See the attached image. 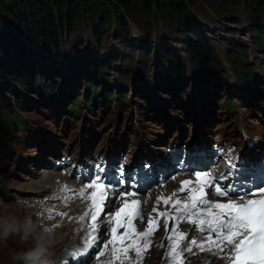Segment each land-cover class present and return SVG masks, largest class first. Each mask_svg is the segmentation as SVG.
I'll list each match as a JSON object with an SVG mask.
<instances>
[{
  "label": "rangeland",
  "instance_id": "374dc122",
  "mask_svg": "<svg viewBox=\"0 0 264 264\" xmlns=\"http://www.w3.org/2000/svg\"><path fill=\"white\" fill-rule=\"evenodd\" d=\"M68 1V0H66ZM82 1L85 0H78V2L81 4ZM89 1V5L87 3H82L83 8V15L82 17L81 13H76L75 21L73 29L70 31H64L63 35L65 34L67 36V39L64 40L67 45V49L70 48V45L74 44L73 47L78 48L79 50L82 49V47H86L88 52L87 55L85 54L84 57V66L85 67H91L96 66L97 64H105L109 65V62L111 65L115 63L116 61L113 60L114 55L117 57L118 53H114V50L110 48L106 52L100 53V50L104 48L106 45V42L102 40L101 45L97 44V49L94 52L90 48L91 44H93V40L95 38L94 34L98 33L101 34L104 38L107 37L104 33H102V29L105 28L107 31L111 29V24L115 18L109 20L108 14H111L112 17H120L121 15L118 14L119 8H117L115 5H117V0H87ZM157 1V6L160 7H153L151 8V3ZM181 2V0H180ZM24 0H2L0 2V81L1 77L5 78L6 75H13L19 72V69H17V66L19 64V61L23 60V57L21 54L23 52H27L28 49H24V46L20 44V36L21 30H18L14 23V16L11 14L8 10H11V7H17L19 11V16L27 15L28 13V5L25 9H22L21 5H25ZM47 3L50 5V11L55 12V4L53 1L49 0ZM94 3H98L94 4ZM169 0H149L147 4H142L139 0H133L131 4V11L128 15H131L130 17H133L136 21V23L139 24L140 29L144 32L143 35H140L136 26L134 27H128V32L133 34L130 40H128L126 37L121 36L118 40L119 42H122V46H119V49L117 51L120 52L119 60H117V67L124 71L125 67H130V70L128 72H125V75L122 76L123 82H135L133 81V75L134 73L137 74V80H141L144 78H141L140 73L138 71V63L134 65L133 58L135 53V46L132 44H137L140 41H142L143 38V45L145 46L148 42V47L150 48V43L152 45V48L150 50L151 55L149 57V64L148 67L145 69V76L149 77V69L155 67L156 74L159 76L161 74H165L169 72V68L167 66V63L161 66V69L158 67V64L156 65V54L159 55L160 51L157 47L156 49V39H151L152 37V29H154L155 22L158 18V15L161 17H164L165 20H163V25L166 27H172L173 25H176L178 22L181 25V29H183L184 32H182L184 35H189V30L187 27L194 22H197L200 24V29L205 30L211 37H213L214 41L209 40V42L212 43L213 47L215 48L216 52H214L216 59L218 60V54L226 56V50L227 45H230L231 43H227L228 40H231L232 36L228 33H222L221 29L228 27V25H232L231 28H229L231 33L235 34L234 36L237 38L243 39L240 45H242L245 50L247 48L252 46V40L248 39V28H247V22L246 20H243V18L247 15L249 11V16L254 17L255 14H259L264 17L262 13V9L259 7V4L256 0H184L183 4H189L191 6L186 7V16L190 14L192 15V11H196L197 15H203L200 18H190V20L185 21V18H187L183 13H179L176 10H174L170 4ZM46 4V2H45ZM68 4V3H67ZM84 5V7H83ZM95 5V6H94ZM105 5V6H104ZM11 6V7H10ZM69 6V4L67 5ZM150 6V8H148ZM262 7V5H261ZM158 9V11L156 10ZM78 16V18H77ZM55 17V16H54ZM203 19L205 23H202L200 19ZM242 18V19H240ZM56 20V18H55ZM69 19L67 18V26L69 28ZM202 24V25H201ZM147 26V27H146ZM185 26V27H182ZM65 27V25H64ZM218 27L220 28L218 30ZM164 28V27H163ZM178 27H174L175 32ZM20 29V28H19ZM70 29V28H69ZM113 30V27H112ZM118 29L115 33L112 35L109 33L108 36H110L111 39H114ZM134 31V32H133ZM59 30H57V33ZM155 32V31H154ZM108 33V32H106ZM160 33V32H159ZM150 34V35H149ZM184 35L179 36V39L181 42L183 41ZM174 31L172 33H169L168 37H164L165 39H173L174 37ZM246 36V37H245ZM149 37V39H148ZM31 40L28 41H35V43L30 44V47L35 51L34 54L36 55H28L29 57L25 60L26 63L33 66L32 68V74H38L37 76L32 77L34 80L33 86L35 87L33 90L26 91L24 89H21L19 87V84L16 86L17 79L16 77H12V79H8V87L6 92V95L10 97V104L12 107L17 110L18 118L24 122L27 125V128L29 131H20V128L13 127V134L9 135V147L3 148V151L0 148V173H2L5 176L13 175L15 173H18L16 166L23 162V161H30L32 159H35L38 154V147L41 146V143L38 140V137L36 136L37 130L44 131L46 133H49L52 136L57 137L59 140L62 141V143L65 146H68L67 152L69 153V156H74L77 152H79L82 149V146L85 144L84 136H88L90 141L89 145V151L99 152L106 149V146L108 144V139H106V136L114 139L124 140V144L122 146L121 153H124L123 155L131 157V153H133L137 147V143L142 139V137H146V142L148 144H156L160 143L161 139H164L166 142L168 140H173L171 137L175 138L177 143H181V138L184 139V142H187L189 139H187V136L192 134V131L194 130V122L196 118L197 110L194 109L191 114H188L187 117H185L184 112L186 109L185 107L181 106L178 112L180 114L177 116L179 117V122L177 123L176 118H174L173 115L168 111V109L164 107L155 108V106H150L149 110L156 111V115L147 117L143 114L139 113V110L134 107L135 100L133 97L131 99H128L125 108V112L123 113V117L120 120L119 115L115 113V108L112 106L111 108H107L102 103V100L99 99L97 102V106L102 109L104 116L107 117V120H110V122L107 124L106 127L100 129V122L95 123L93 119H95L94 114H90L88 111H85L83 114L75 115V118L79 121L83 118V116H87L89 119L88 122H86V126L90 123H94L96 126V129H98V133L94 135L89 130H84L82 127L78 125V123H68L65 122L63 125L67 124L69 126L64 127L62 125L61 129V122L59 121V118H63L66 116L64 112V105L62 104L60 108H58V103L60 100H56L57 107L53 109L54 105L53 102L50 103L49 106L42 105L43 103H38V105L30 106L25 109L24 106H20L16 103L14 100V95L16 94V91L18 89H21V91L25 94V97L31 98L33 100H39L41 93H40V86L41 84H47L49 81L54 80V86H62L67 85L68 86V92L72 91V85L70 83H67L68 76L66 73L70 72L71 70L68 68V60L69 63H71V58L69 57L68 60L65 61L63 53L60 61L57 58L58 53L54 49V47L50 46L49 44L45 46V43L40 36H32ZM63 38V37H62ZM61 38V39H62ZM147 39V42H146ZM175 39V38H174ZM38 41V42H36ZM175 41V40H173ZM109 43H111L109 41ZM65 47L64 52L67 51ZM167 47L171 48V46L167 43ZM176 48L178 46H175ZM183 47V45H182ZM42 48V49H41ZM137 49L139 46L136 47ZM184 48V47H183ZM41 50V51H40ZM178 50V49H177ZM174 51V50H173ZM227 51V50H226ZM148 52V50L143 49L141 50L138 55H144ZM176 52V51H174ZM247 52H250L247 50ZM52 53L51 58H48L49 54ZM182 54V52H179ZM17 55V56H15ZM175 59H180L179 54H176ZM184 58L181 55V60L184 61L186 59V56L184 53ZM26 56V55H25ZM244 59L249 60L250 62L254 63L256 60L260 61V58L258 54L255 55H243ZM16 57V58H15ZM138 58V57H137ZM16 59L17 61H14ZM43 59V60H41ZM64 59V63L63 62ZM145 59L147 57L145 56ZM162 59V57H161ZM215 59V60H216ZM41 60V61H40ZM137 60V59H136ZM37 61H40V63H37ZM180 61V60H179ZM49 63V64H48ZM61 63V64H60ZM22 65V64H21ZM80 70L77 72H81L84 75L83 78L80 79L79 83H81L80 87H84V80L86 77H91L92 79H95L97 86H100V90H96L97 92H100L102 89L106 87V82L102 80L98 75L93 74V69L91 68V73L88 72L87 69H84L82 67H79ZM17 69V70H16ZM56 74V77L53 78L52 73ZM40 73V74H39ZM228 77V86H232L234 84V81L232 79V76L230 75L229 70H227ZM112 83H116V76L114 75V72L109 76ZM38 78V79H37ZM146 78V79H147ZM7 79V78H6ZM37 79V81H35ZM15 88V89H14ZM6 89V88H5ZM171 94V92H170ZM187 95L190 94V91L186 92ZM31 95V96H30ZM33 96V97H32ZM55 100V99H54ZM36 103V102H34ZM28 105V104H27ZM34 108H36V111L34 112ZM25 109V110H24ZM127 112H130V116L127 119L126 115ZM74 114L70 113V116ZM263 118L264 122V115L261 116ZM150 121L154 122V125L152 128H150ZM181 123L185 125L184 133L181 136ZM2 126L0 125V139L5 137V133L2 130ZM133 127V128H132ZM222 126H220V123H218L216 126H212L213 128V138H215L218 134L222 135L224 134V128L220 129ZM151 130V131H150ZM178 131L177 134H174V131ZM260 130H263L261 128ZM27 132L32 133L33 142L28 143L27 145L23 144L22 136L26 135ZM131 133H135V135H131ZM163 137V138H162ZM139 139V140H138ZM170 141V142H171ZM56 148L61 147V144L59 142L55 145ZM9 150H12L11 153ZM37 173V172H36ZM0 175V183L6 182L8 185V189L10 192H12V197H19L21 195H25L26 192L29 190H23L15 188L17 183H23L26 184L28 180H31V177L33 176V173H30L29 178H20V180H12L8 179L3 175ZM38 175L39 172H38ZM22 179V180H21ZM24 179V181H23ZM171 181H164L163 183L169 184ZM162 184V183H161ZM160 185V184H159ZM158 185V186H159ZM16 190H12V188ZM156 186L155 188H157ZM154 188V189H155ZM153 189V190H154ZM153 190L150 192L152 198H153ZM2 200H4L2 198ZM49 240L51 239L50 235H47ZM0 254V260L3 258ZM5 258V257H4ZM6 263V258H5ZM1 264V262H0Z\"/></svg>",
  "mask_w": 264,
  "mask_h": 264
},
{
  "label": "snow or ice",
  "instance_id": "6c2138e0",
  "mask_svg": "<svg viewBox=\"0 0 264 264\" xmlns=\"http://www.w3.org/2000/svg\"><path fill=\"white\" fill-rule=\"evenodd\" d=\"M96 169L97 174L79 188L62 185L60 192L70 195L56 197L66 207L75 199L85 203L80 215L45 210L49 219L59 216L82 223L83 244L71 250L72 258L91 250L97 264H145L151 250L160 247L165 249L166 264H209L207 258L199 259L200 253L223 264H264V184L230 182L237 170L233 161L229 160L227 172L193 171L178 181L179 187L157 194L151 211L147 210L151 194L141 199L135 185L126 188L123 168L113 180L102 175L100 165ZM181 224L192 225L195 234L181 230ZM102 229L106 240H101ZM161 229L163 236L157 244Z\"/></svg>",
  "mask_w": 264,
  "mask_h": 264
},
{
  "label": "trees",
  "instance_id": "16d2710c",
  "mask_svg": "<svg viewBox=\"0 0 264 264\" xmlns=\"http://www.w3.org/2000/svg\"><path fill=\"white\" fill-rule=\"evenodd\" d=\"M2 0H0L1 2ZM26 3L24 6L21 5L22 9H25L28 5V13L27 15H23V16H19V11L17 9V7L14 6H10L11 10L9 9L8 11L13 14L14 16V23L15 26L17 27L18 30V34H19V30H21V35L20 38V44L24 46V49H28L27 52H23L22 57L23 60L19 61V64L17 66V69H19V72L16 74H13L14 77H16L15 79H17L16 82V86L19 84L20 88H27L29 87L31 89V85H33L34 80L32 79V77L36 76V74H32V68L33 66H31L30 64L26 63L25 60L29 57L28 55H36L34 54L35 51L30 47V44L35 43V41H28L31 40L32 36H40L42 37L45 46L46 45H50L52 47H54V49L57 51L58 53V59L60 61L63 53L66 54V56L64 55L65 61L68 60L69 57L71 58V66H73L75 63L78 62H82V64H84V57L85 54L87 55V48L86 47H82V49H78L73 47L74 44L70 45V48L67 49L66 47V41L63 42L64 40L67 39L68 34L65 36L63 35V32L65 31H70L73 29L74 26V21H75V16L76 13L82 15V17H84L83 15V8H82V3H87L89 5V1L87 2V0L82 1L81 4L78 2V0H51L53 1V3L55 4V12L53 14L52 11H50V5L47 3V1L49 0H24ZM133 0H117V5H115L117 8H119L120 11H118V14H120L121 16L119 17H112L111 14H108L109 20L112 21L113 18H115L112 22V26L111 29L109 31H107L105 28L102 29V33H104L105 35H107L106 38H104L101 34L95 33L94 36V40H93V44H91L90 48L92 50H94V52L97 49V44L101 45L102 40L106 42V45L104 46V48L102 50H100V53L106 52L107 50H109L110 48L113 49L112 46H114V50L116 52V54L118 53V55L120 56V52L117 51V49H119V46H122V42H119L118 44V40L120 38H122L121 36L126 37L128 40H130L131 42V34L128 32V27H129V21L136 26L137 30L139 32H142L144 34V32L140 29L139 24L136 23L135 19L133 17H130L131 15H128L129 12L131 11V4H132ZM141 1V3L147 4L149 2V0H139ZM184 1V0H183ZM183 1L180 2V0H169V4L170 6L176 10L179 13H183V15L186 16V5L187 4H183ZM257 3L259 4V7L262 9V13L264 15V0H256ZM46 2V4H45ZM69 6H67L68 4ZM99 5L98 3H94ZM262 5V7H261ZM95 6V5H94ZM105 6V5H104ZM151 8L153 7H159L157 6V1L152 2L151 3ZM150 6L148 8H150ZM190 6V5H189ZM25 7V8H24ZM84 7V5H83ZM191 9V6H190ZM158 11V9H156ZM192 10V9H191ZM159 11L160 7H159ZM158 11V12H159ZM55 16V17H54ZM160 16L158 15V18L156 20H154L155 25H154V29H152V37L151 39H153V35L156 37L157 40V47L160 51V54L158 55L156 52V65L158 64V67L161 69V66L164 65L165 63H167V66L169 68V72L167 73H159L160 75L158 76L156 74V69L153 66V68L149 69V77L151 76V74L155 75V79L156 80H166L167 77L169 78V80H173L174 77L178 76V78H181V73H185V63L192 65V67L194 69H196L198 72H202L205 73L209 66L212 64L213 59H216L214 52H216L215 48L213 47L212 43L208 41L207 37L204 34V31L200 29V26L197 25L196 22H194V17L191 15V13L189 15H187L185 18V21L190 20V18L193 17V24L189 25L187 27V29L189 30V35H184L182 32L183 29H181V25L178 22L176 25H173L172 27H166L165 25H161L163 24V20L164 17L159 18ZM56 18V20H55ZM67 18L69 19L70 23H69V28L67 26ZM78 18V16H77ZM163 19V20H162ZM249 24L251 25V30L253 33L259 34V35H264V17L259 15V14H255V16L252 18L249 16ZM115 23H117V33L114 37V39H111L109 35V33L112 35L113 34V30L112 27L113 25H115ZM65 25V27H64ZM147 27V26H146ZM164 27V28H163ZM174 27H178L175 29ZM185 27V26H182ZM20 28V29H19ZM57 30H59V32L57 33ZM64 30V31H63ZM155 31V32H154ZM171 31H174V37L175 38V42L174 44L170 43L168 40L170 39H166V40H162L163 37H168L169 33H171ZM108 32V33H106ZM160 32V33H159ZM164 32H166V34H163ZM155 33V34H154ZM150 35V34H149ZM184 35L183 41L181 42V40L179 39V36ZM63 37V38H62ZM62 38V39H61ZM149 39V37H148ZM150 40V39H149ZM172 40V38H171ZM109 41L111 43H109ZM38 42V41H36ZM147 42V39H146ZM167 43L171 46V48L167 47ZM148 42L146 43V45H143V38H142V42H141V46H142V50L146 49L148 50V52L145 53V56L147 57V59H145L144 55H141L142 57V62H149V57L151 55V48L152 45L150 43V48L148 47ZM240 45V40L239 43ZM134 45V44H132ZM183 45V47H182ZM175 46H178L179 49L181 50V47L183 48L182 50L184 52H186L187 56L186 59H184V61L181 60V55L184 58L183 53H179L176 49ZM65 47L67 49L66 52H64ZM42 49V48H41ZM135 49V53H134V58H133V63L135 66L136 62H138V53L140 52L137 48H133ZM150 49V50H149ZM249 49H255L257 51V49H259V51H264V39L262 41H257V42H252V46L249 48H247V50ZM176 52H174V51ZM247 50H245L244 47H229L227 49L226 52V56L228 57L226 60L229 59H233V61L238 62L244 70H241L242 74H247L249 71H251V68H248L244 65H242L241 62V55H245V53L247 52ZM41 51V50H40ZM138 52V53H137ZM179 54L180 59H175L176 58V54ZM49 54L48 58H51L52 53H47ZM185 54V53H184ZM185 54V55H186ZM219 54V53H217ZM26 55V56H25ZM117 55V57H118ZM17 56V55H15ZM1 57V56H0ZM138 57V58H137ZM162 57V59H161ZM16 58V57H15ZM196 58V59H195ZM119 59V57H118ZM137 59V60H136ZM43 60V59H42ZM180 60V61H179ZM217 60V59H216ZM14 61H17L16 59H14ZM41 61V60H40ZM40 63V62H38ZM64 63V59L63 62ZM22 64V65H21ZM61 64V63H60ZM68 64H69V60H68ZM113 66H117V61L115 63H113L111 65V63L109 62V65H105V64H97L96 66H91V67H85L88 71H90V68H92L94 70L95 73L99 74H105L107 72H109V74H112V68ZM146 66L148 67V65L146 64ZM130 67H125L124 71L118 70V72L120 73V75L122 74V76L125 75V72H128V69ZM16 69V70H17ZM221 71V69H220ZM13 75H6L5 78L1 77V81H0V107L4 108L1 109L0 108V114L3 113L7 108L8 113L12 114V109H11V105H10V97H8L6 95V90L8 87V79H12ZM148 77V78H149ZM7 78V79H6ZM88 84L91 83V81L89 80L87 82ZM181 86V83L180 85ZM65 87V86H62ZM6 88V89H5ZM15 89V88H14ZM17 93L15 94L14 98L16 100L17 103H19V96H20V92L19 90L16 91Z\"/></svg>",
  "mask_w": 264,
  "mask_h": 264
},
{
  "label": "bare ground",
  "instance_id": "6f19581e",
  "mask_svg": "<svg viewBox=\"0 0 264 264\" xmlns=\"http://www.w3.org/2000/svg\"><path fill=\"white\" fill-rule=\"evenodd\" d=\"M181 1H183V0H181ZM186 7H189V5H186ZM191 13V12H190ZM192 16L194 17V18H200L201 16H203V15H197L196 16V11H192ZM240 19H242V18H240ZM243 20H246V22H247V28H248V39H250V40H252V42H257V41H262L263 39H264V35H259V34H256V33H253L252 32V30H251V25L249 24V11H248V13H247V15L243 18ZM200 21L202 22V23H205L204 21H203V19L201 18L200 19ZM114 23V22H113ZM197 23V22H196ZM117 23H115V25H113V33H115L116 32V30H117ZM161 25H163V24H161ZM197 25H199L200 26V24H198L197 23ZM202 25V24H201ZM231 26L232 25H228V27H226V28H222L221 29V32L222 33H228V32H230V33H228L229 35H231L232 36V38H231V40H228V42L227 43H231L230 45H227V47H226V50L231 46V47H239V48H241V47H243L242 45H239L238 43H239V40H241V42L243 41V39H241V38H237V37H235L234 35L235 34H233V33H231L232 31H230L229 30V28H231ZM129 27H134L133 26V24L129 21ZM220 28L218 27V30H219ZM203 31H204V34H205V36L207 37V39H208V41L209 40H211V41H214V39H213V37H211L204 29H203ZM134 32V31H133ZM139 32V31H138ZM171 33H172V31H171ZM139 34L140 35H143V33L142 32H139ZM155 34V33H154ZM163 34H166V32H164ZM132 36H133V34H131V38H132ZM246 37V36H245ZM153 39H156V37L153 35ZM162 40H166L164 37H163V39ZM173 40H175V39H172V40H168L170 43H172V44H174V42L175 41H173ZM141 42L142 41H140L139 43H137V44H134V45H136L135 46V48L137 47V46H139V48H138V50L139 51H141L142 50V46H141ZM156 42H157V40H156ZM113 47V50H114V46H112ZM156 49H157V44H156ZM176 49H178L177 51L178 52H182V53H185L186 54V52H184L182 49V47H181V50L179 49V47H177ZM225 50V51H226ZM224 51V52H225ZM257 51L259 52V49H257ZM264 52V51H263ZM114 53H116L115 52V50H114ZM187 55V54H186ZM138 62H136V64L138 65V71H139V73H140V76H141V78H144V79H146L147 77L145 76V74H143L144 72H145V69L147 68V66H146V64L148 65L149 64V62L148 63H146V62H142V57L141 56H139L138 55ZM196 59V58H195ZM42 60V59H41ZM113 60L114 61H117V60H119L118 59V57H116L115 55H114V57H113ZM38 62H40V61H37V63ZM49 64V63H48ZM67 66H68V68L71 70L70 72H68V73H66V75L68 76V78H67V83H70L71 85H72V88L75 86V84L77 83V81H78V79H79V77H82V76H84L85 74H83V73H81L80 71L79 72H77L78 70H80V68L79 67H82V68H84V69H86L85 68V66L82 64V62H78V63H75L73 66H71V64L69 63V64H67ZM93 68V67H92ZM91 69V68H90ZM221 69V71H223V69L221 68V67H218V69L217 70H220ZM128 70H130V68L128 69ZM51 72V71H50ZM52 73V72H51ZM120 76H122V74L120 75ZM62 86H67V85H62ZM61 86V87H62ZM146 93H147V95L149 96V98L153 101V99H154V95H152V94H150L147 90H145V89H143ZM254 97H256V95H254ZM195 104H200L198 101H196L195 102ZM186 106H187V108H188V110H189V112H192V110H190V108L192 107V105H191V101H189L187 104H186ZM30 107V106H29ZM249 120H252V117L250 116L249 117ZM29 175H30V173H29ZM48 179H50L51 181H52V178H50V177H48ZM179 180H181V178H178L177 180H172L169 184H165V183H162V184H160L157 188H155L154 190H153V198L152 199H150L149 201H148V206H147V210L148 211H151V208H152V203H153V201H154V199H155V196L157 195V194H159L161 191H165V192H168V191H171L172 189H174V188H177V187H179ZM16 185V187L15 188H20V189H23V190H29V189H31L32 188V185L30 184V183H26V184H23V183H17V184H15ZM161 185H164V187H161ZM11 187V186H10ZM12 188V187H11ZM12 190H14L13 188H12ZM15 192H16V190H14ZM149 192H151V191H149ZM148 192V193H149ZM71 207L72 208H74L75 210H73V211H75V212H77V213H81L82 211H83V209H84V207H85V203H82L81 201H79V200H76V201H74V202H72V204H71ZM59 234H61V233H58L57 235H59ZM43 238H45V239H47L48 237H47V235H43L42 236ZM0 262H1V264H5V258L3 257V258H1V260H0Z\"/></svg>",
  "mask_w": 264,
  "mask_h": 264
},
{
  "label": "clouds",
  "instance_id": "9594fccd",
  "mask_svg": "<svg viewBox=\"0 0 264 264\" xmlns=\"http://www.w3.org/2000/svg\"><path fill=\"white\" fill-rule=\"evenodd\" d=\"M23 227L25 229V232H27L28 229L30 228V222L25 223ZM0 228L3 229L5 235L9 234L10 232L19 231V228L17 227L15 221L9 222L5 220L2 223H0ZM21 259H24L27 262V264H34L31 254H26L24 257H21Z\"/></svg>",
  "mask_w": 264,
  "mask_h": 264
}]
</instances>
